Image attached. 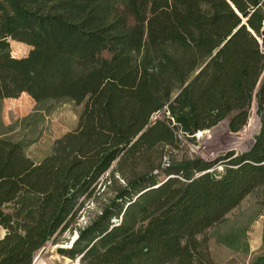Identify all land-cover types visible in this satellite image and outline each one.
Here are the masks:
<instances>
[{
    "label": "trees",
    "instance_id": "1",
    "mask_svg": "<svg viewBox=\"0 0 264 264\" xmlns=\"http://www.w3.org/2000/svg\"><path fill=\"white\" fill-rule=\"evenodd\" d=\"M263 27L264 0H0V101L84 104L38 163L0 133V264H32L86 202L94 212L61 256L214 264L207 232L254 192L264 206V83L246 152L167 160L165 148L222 121L233 134L246 127L264 71ZM9 40L28 55L11 56ZM221 243L247 251L233 235ZM250 264H264V253Z\"/></svg>",
    "mask_w": 264,
    "mask_h": 264
},
{
    "label": "rangeland",
    "instance_id": "2",
    "mask_svg": "<svg viewBox=\"0 0 264 264\" xmlns=\"http://www.w3.org/2000/svg\"><path fill=\"white\" fill-rule=\"evenodd\" d=\"M264 43V31L259 42ZM11 56L26 57L31 50L29 46L13 43L9 40ZM13 54V55H12ZM104 57H108L103 53ZM264 83V71L259 80L255 96ZM256 97L253 99L251 116L246 127L239 133L228 131L226 121H222L210 130L197 133L191 139L182 138L177 149L165 148L167 160L192 159L194 157L214 162L229 151L246 152L253 144V137L259 131L255 118ZM84 104L77 105L72 101H64L45 105H37L29 96L21 94L16 99L0 101V133L5 138L20 141L24 146V154L34 163H38L52 151L53 143L64 134L73 131ZM220 170V166L216 167ZM107 178H103L102 183ZM162 179V178H161ZM103 188V186H102ZM104 189V188H103ZM101 190V192L103 191ZM110 192H103L107 197ZM259 193L246 197L238 208L233 210L226 221L207 232L208 250L214 264H250L252 259L264 253V206ZM89 208V209H88ZM94 204H89L76 220L71 231L59 237V244L47 243L33 258L32 264H80L79 259L70 260L58 253V249H69L76 240V229L84 227L88 222L89 212H94ZM5 231L0 227V238ZM233 235L239 246L247 244V251L231 249L221 243V239ZM236 246V244H235Z\"/></svg>",
    "mask_w": 264,
    "mask_h": 264
},
{
    "label": "water",
    "instance_id": "3",
    "mask_svg": "<svg viewBox=\"0 0 264 264\" xmlns=\"http://www.w3.org/2000/svg\"><path fill=\"white\" fill-rule=\"evenodd\" d=\"M264 31V27L262 29ZM259 41V40H258ZM260 48L262 50V44L259 42ZM263 52V51H262ZM260 94H261V88H259L256 96V106H255V118L258 121L259 127L262 123V111H261V99H260Z\"/></svg>",
    "mask_w": 264,
    "mask_h": 264
},
{
    "label": "built area",
    "instance_id": "4",
    "mask_svg": "<svg viewBox=\"0 0 264 264\" xmlns=\"http://www.w3.org/2000/svg\"><path fill=\"white\" fill-rule=\"evenodd\" d=\"M159 118H161V114H160V112H157V113L153 114V116L151 117L150 121L154 122V121H156Z\"/></svg>",
    "mask_w": 264,
    "mask_h": 264
},
{
    "label": "bare ground",
    "instance_id": "5",
    "mask_svg": "<svg viewBox=\"0 0 264 264\" xmlns=\"http://www.w3.org/2000/svg\"><path fill=\"white\" fill-rule=\"evenodd\" d=\"M260 43H261V41H260ZM262 51H263V53H264V43H262ZM261 51V52H262ZM198 133H201V132H198Z\"/></svg>",
    "mask_w": 264,
    "mask_h": 264
}]
</instances>
